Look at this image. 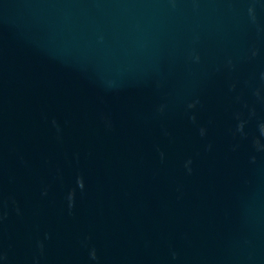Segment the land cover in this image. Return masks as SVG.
Here are the masks:
<instances>
[{
	"label": "water",
	"instance_id": "95a60500",
	"mask_svg": "<svg viewBox=\"0 0 264 264\" xmlns=\"http://www.w3.org/2000/svg\"><path fill=\"white\" fill-rule=\"evenodd\" d=\"M0 264H264V0H0Z\"/></svg>",
	"mask_w": 264,
	"mask_h": 264
}]
</instances>
